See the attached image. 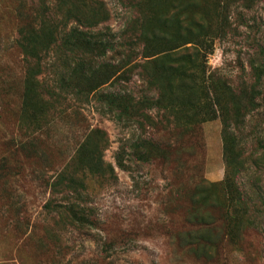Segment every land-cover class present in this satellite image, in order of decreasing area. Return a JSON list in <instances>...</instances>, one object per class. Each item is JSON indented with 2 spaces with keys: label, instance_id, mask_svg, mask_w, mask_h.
Listing matches in <instances>:
<instances>
[{
  "label": "rangeland",
  "instance_id": "374dc122",
  "mask_svg": "<svg viewBox=\"0 0 264 264\" xmlns=\"http://www.w3.org/2000/svg\"><path fill=\"white\" fill-rule=\"evenodd\" d=\"M263 212L264 0H0V264H264Z\"/></svg>",
  "mask_w": 264,
  "mask_h": 264
},
{
  "label": "trees",
  "instance_id": "16d2710c",
  "mask_svg": "<svg viewBox=\"0 0 264 264\" xmlns=\"http://www.w3.org/2000/svg\"><path fill=\"white\" fill-rule=\"evenodd\" d=\"M79 35H87V34H83L79 31H76L75 29H72L64 37L65 38L64 44L68 43V40L71 41L72 39H75V37H77ZM97 36L101 37L99 34H97ZM85 38H87V37H85ZM59 81H60V83H63L62 79H60ZM64 81H66V82L68 81L67 77L64 78ZM97 89L98 88H95L94 90H97ZM102 96H103V98L109 97L107 95H102ZM209 96H210V102H211L212 106L215 109L217 108L221 111V109H220L221 108V101H220L219 93L216 91L215 92L212 91V92H210ZM109 98H112V100H109L107 102L108 104H106L108 114L112 115L116 121L122 122L125 120L124 119L125 117L128 118L127 120H129V118H134V116L137 115L135 112H133V109H134L133 107L128 106L123 110L121 105L116 104V100H120L122 98V96H111ZM167 111H168V109H167ZM225 125L229 126L226 123V121H225ZM226 128H225V131H226ZM89 137H90V134L81 143V145L77 151V155L75 157L76 161L73 163H75V166L83 165L84 167L85 166L91 167V170H94V172L97 174H101V173L107 174L106 173L107 170L105 169V166L103 165V161L101 159V156L99 155V150H101V149L98 147L96 150H93V146L90 148V138ZM126 148H127L126 145H124V144L121 145L119 147V151L117 152V156H116L117 165H118V167H120L122 169H127V166L125 163V156H127L128 153H127ZM227 149H229V147H228V145H225V151H227ZM139 150H140V148L135 146L136 155L139 154L138 153ZM84 157H85V159H84ZM137 158H140V160H142L143 163H146V157L144 155H141L140 157H137ZM110 172L113 173V169L110 168ZM68 173H66V171L65 172L62 171L59 173L58 177L62 178V176L64 175L63 176V178H64V177H66V175H68ZM59 182H61V181H59ZM75 193L80 195V193H77V191ZM45 208L47 210H49L50 204L47 203L45 205ZM58 208L63 209L64 211L65 210L66 211H81L82 210L74 204L70 205L69 202L65 203V204L58 205ZM229 235H230V233H229Z\"/></svg>",
  "mask_w": 264,
  "mask_h": 264
}]
</instances>
